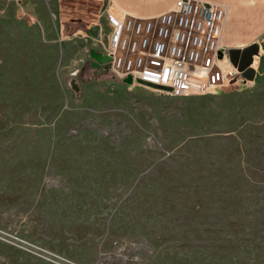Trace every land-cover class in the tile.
Listing matches in <instances>:
<instances>
[{
	"label": "rangeland",
	"instance_id": "1",
	"mask_svg": "<svg viewBox=\"0 0 264 264\" xmlns=\"http://www.w3.org/2000/svg\"><path fill=\"white\" fill-rule=\"evenodd\" d=\"M110 10L0 0V264H264V37L176 96L91 64Z\"/></svg>",
	"mask_w": 264,
	"mask_h": 264
},
{
	"label": "built area",
	"instance_id": "2",
	"mask_svg": "<svg viewBox=\"0 0 264 264\" xmlns=\"http://www.w3.org/2000/svg\"><path fill=\"white\" fill-rule=\"evenodd\" d=\"M227 7L176 0L151 16L108 15L112 30L104 52L112 74L176 96L200 95L246 80L220 43Z\"/></svg>",
	"mask_w": 264,
	"mask_h": 264
},
{
	"label": "crops",
	"instance_id": "3",
	"mask_svg": "<svg viewBox=\"0 0 264 264\" xmlns=\"http://www.w3.org/2000/svg\"><path fill=\"white\" fill-rule=\"evenodd\" d=\"M176 0H109L111 13L151 16L169 9ZM227 7L220 43L231 49L239 63L242 50L254 46L264 37V0H205ZM255 47V46H254ZM251 66V65H250Z\"/></svg>",
	"mask_w": 264,
	"mask_h": 264
},
{
	"label": "water",
	"instance_id": "4",
	"mask_svg": "<svg viewBox=\"0 0 264 264\" xmlns=\"http://www.w3.org/2000/svg\"><path fill=\"white\" fill-rule=\"evenodd\" d=\"M253 49H254V46H249L247 48H244L242 51L250 50L252 52ZM90 55L94 59V61L91 62V64L94 66L106 64L110 60V56L108 54H106L105 52H98L94 49H90ZM122 81L126 84H131L132 78L130 75H128L124 77Z\"/></svg>",
	"mask_w": 264,
	"mask_h": 264
},
{
	"label": "flooded vegetation",
	"instance_id": "5",
	"mask_svg": "<svg viewBox=\"0 0 264 264\" xmlns=\"http://www.w3.org/2000/svg\"><path fill=\"white\" fill-rule=\"evenodd\" d=\"M251 54L250 50H246L243 51L242 54L239 56V63L240 66L243 68V71L245 74L250 75L251 72V68H250V60H249V56Z\"/></svg>",
	"mask_w": 264,
	"mask_h": 264
},
{
	"label": "bare ground",
	"instance_id": "6",
	"mask_svg": "<svg viewBox=\"0 0 264 264\" xmlns=\"http://www.w3.org/2000/svg\"><path fill=\"white\" fill-rule=\"evenodd\" d=\"M112 15H113V16H117L116 14H113V13H112Z\"/></svg>",
	"mask_w": 264,
	"mask_h": 264
}]
</instances>
